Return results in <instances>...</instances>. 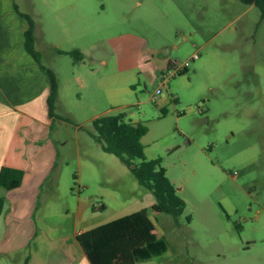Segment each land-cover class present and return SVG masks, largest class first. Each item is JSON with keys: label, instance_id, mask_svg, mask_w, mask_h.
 I'll return each mask as SVG.
<instances>
[{"label": "rangeland", "instance_id": "374dc122", "mask_svg": "<svg viewBox=\"0 0 264 264\" xmlns=\"http://www.w3.org/2000/svg\"><path fill=\"white\" fill-rule=\"evenodd\" d=\"M14 1L38 28L44 66L66 76L75 70L85 82L63 83L57 113L68 123L56 117L50 130L59 165L57 209L75 210L80 197L112 207V193L125 202L152 194L91 136L90 105L111 109L109 115L125 113L148 128L146 158L162 159L186 203L180 225L148 209L167 249L137 264H264L260 10L241 0ZM56 50H79L84 62ZM171 62L190 66L154 99L175 70L167 71ZM21 261L14 254L0 264Z\"/></svg>", "mask_w": 264, "mask_h": 264}, {"label": "crops", "instance_id": "0c3cea01", "mask_svg": "<svg viewBox=\"0 0 264 264\" xmlns=\"http://www.w3.org/2000/svg\"><path fill=\"white\" fill-rule=\"evenodd\" d=\"M15 7L26 15L14 0H0V172L7 167L22 171L24 178L21 187L2 193L5 205L0 214V260L2 256L19 254L22 264H91L77 236L151 209L156 199L153 194H146L142 199L125 202L118 193H112V207L104 203L99 206L91 199L87 201L80 197L75 210L69 208L63 212L57 209L59 165L50 130L56 117L60 122H67L57 113L62 103L63 83L68 85L75 81L85 86V82L75 70H69L66 76L44 66L36 50L38 28L21 18ZM30 30L41 64L55 75L57 81L54 116L49 112L47 76L25 47ZM58 51L56 53L60 54ZM173 64L171 62L168 68ZM115 105L113 101L111 106ZM110 110L98 111L90 105L92 114L87 122L109 115ZM102 192L107 194L109 191L103 188Z\"/></svg>", "mask_w": 264, "mask_h": 264}, {"label": "trees", "instance_id": "16d2710c", "mask_svg": "<svg viewBox=\"0 0 264 264\" xmlns=\"http://www.w3.org/2000/svg\"><path fill=\"white\" fill-rule=\"evenodd\" d=\"M247 5L256 6L264 20V0H241ZM21 18L33 23L18 11ZM26 50L35 59L40 69L46 74L50 85L49 112L54 116L57 100V81L55 75L41 64L39 53L35 50L33 31L26 35ZM73 58L75 64L84 62V55L79 50L70 52L58 51ZM170 65V64H169ZM185 70L183 73H186ZM165 115V112H164ZM91 136L99 143L102 150L116 156L134 175L140 186L147 189L156 199L151 208L154 215L166 214L180 225L179 218L186 209L185 201L167 176L162 166V159L148 160L142 139L148 128L140 122L127 121L125 113L104 115L92 121ZM139 161V163H136ZM24 173L19 170L3 167L0 172V214L5 205L3 192L18 189L23 184ZM191 221V216L187 217ZM77 241L91 264H137L165 253L167 246L158 235L153 223L149 220L148 209L123 217L86 231L77 236Z\"/></svg>", "mask_w": 264, "mask_h": 264}, {"label": "built area", "instance_id": "2783aa9c", "mask_svg": "<svg viewBox=\"0 0 264 264\" xmlns=\"http://www.w3.org/2000/svg\"><path fill=\"white\" fill-rule=\"evenodd\" d=\"M199 57H198V55H194L192 58H191V61H195V60H197ZM189 66H190V64H189V62H185L184 64H180V65H178V64H173L172 66H170V67H174V71H169V69H170V67L168 68V70L167 71H169L168 73H167V75H165L164 76V78L162 79V82H161V87L157 90V92H156V94L154 95V99H156V97L158 96V95H160L161 94V91H162V89L165 87V86H167V84H168V82H169V79L171 78V77H174V75H176L177 73H179L180 71H185V70H187L188 68H189Z\"/></svg>", "mask_w": 264, "mask_h": 264}]
</instances>
